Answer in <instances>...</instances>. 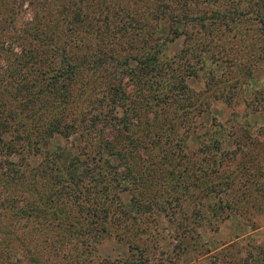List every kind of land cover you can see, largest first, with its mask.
<instances>
[{
	"label": "rangeland",
	"instance_id": "obj_1",
	"mask_svg": "<svg viewBox=\"0 0 264 264\" xmlns=\"http://www.w3.org/2000/svg\"><path fill=\"white\" fill-rule=\"evenodd\" d=\"M120 1L125 4L128 2L130 7H137L142 12V17H148L151 21L143 33L145 38L152 37L148 44H144V52L153 43H159L161 46L157 52L158 60L164 62V65L178 68L181 65L179 56L182 49L189 47L188 44L194 41L191 39L186 43L184 34L175 39L170 38L171 27L182 28L181 22H168L166 14L153 20L149 13L157 7L158 0ZM164 1L168 3V0ZM53 2L54 0H0V46L6 49L9 47L3 56L0 55V69L14 61L16 54L22 58H28L29 55L30 58L36 54V48L50 50L55 39L64 37L60 30L67 23L61 22L57 26L54 23L57 20L52 21V12L64 7L61 1L56 5ZM260 2L261 0H244L240 4L249 13L238 20L226 39L217 34L211 37L195 34L194 38L211 41L210 45L207 44L199 50L201 57L197 60L189 55L187 70L183 69L185 81L193 91L192 95L198 105L190 111L192 121L191 118L186 121L190 128L185 132V141L182 142L189 154L195 151L190 154V158L203 155L199 150L202 144L218 145V148L214 146L217 150L215 156L204 159L203 166L216 160L219 173L229 177L228 185L233 188H226L224 191L227 192V197H235L236 203L240 205V213H243L242 207L245 205L244 193L252 183L259 179V187L263 188L264 185V22L263 19L259 20L264 16V7ZM180 5L182 4L172 5V12L179 17L183 13L193 15L201 7L194 1L190 3V10H185L187 7ZM214 5L207 4L205 7ZM92 34V31L85 30L84 40L80 45L83 48H74V51L84 53L87 50L84 44L88 42L92 45L95 40H92ZM133 36L136 39L134 33ZM137 41L139 45L143 43L138 38ZM114 47L122 49L117 41ZM104 50L107 51L105 47ZM124 54L126 51L115 53L125 61V57L121 56ZM129 61L136 65L134 60ZM114 66L115 64L109 65L107 68L112 69ZM243 66L248 68L249 74L247 70L243 75ZM24 69L28 74V67ZM27 77L29 78L28 75ZM87 78L80 73L68 81L66 88L55 86L63 96L61 99L67 102L62 105L67 111V124L73 122L78 127L73 131L66 130L68 135L54 129L56 122L62 117L58 116L61 108L54 109L58 105L53 96H61L52 95L50 87L44 89L43 101H39V98L28 101V104L34 103V106L31 104L26 111L32 108L34 115L29 118L27 113H23L19 121L22 126L18 131L24 137L27 135L26 131H32L31 138H39L40 144H31L30 149L14 155L0 153V264H82L88 259L96 264H264V195L262 197L259 191V200L256 201L261 208L250 204L249 213L241 217L237 212L228 215L227 210L212 217L214 198L211 191L203 190L204 195L199 196L196 208L206 215V218L199 219H208L202 225L196 226L200 238L191 237L190 233H181L183 225H195L192 212L196 202H190L187 197H182L176 207L165 204L164 210L156 209L152 212L136 209L139 205L135 198L143 202L151 198H158V202H163L170 198L165 192L170 190V185L148 187L144 196L137 194L134 184L142 176L137 172L136 180L130 177V173L124 168L125 164H122V160L114 152L116 148H104L99 142L97 132H93V136L86 132L79 134L83 128L79 111L89 110L92 103L87 102V99L82 100L84 93L80 89L84 81L87 82ZM227 79L238 80L237 86L228 88ZM100 80L101 78H90L85 84L91 88L89 95H103L105 81ZM123 80L127 83L126 90H138L141 86L140 82L137 83L138 86L130 82L127 76ZM144 80L145 78L142 81ZM46 82L47 78L42 83ZM138 92L140 94L142 90ZM25 98L22 99L23 104H27ZM100 99L104 100L102 97ZM109 99L105 98V101ZM166 108L172 110L174 107L170 104ZM71 112L77 116L71 119ZM187 128H180V132ZM13 132L14 128L5 132V138L9 139ZM12 161L17 163L14 167H19L14 173L7 170ZM142 163L144 162L137 160L136 165ZM240 163H244L248 169L245 174ZM256 163H259L258 167L255 166ZM189 164L192 168L197 166L193 162ZM228 165L231 167L227 168ZM236 165H240L237 173ZM57 166L62 172L53 170ZM90 166L94 168L90 169ZM258 172L261 173V178L253 179ZM197 173L201 178L204 177L203 172ZM92 176L94 180L91 179ZM242 181H247L245 187L240 184ZM71 183L76 184L85 196L93 194L91 201L102 197L106 187H115L111 192L118 193L122 198V207L117 213L121 222H111L108 235L103 234L94 239L89 234L88 240L83 235L75 241V236L69 234L65 228L66 218L59 217L62 221L58 220L56 211L61 212L60 214L67 213L70 219L76 216L84 221V216L76 209V202L83 197L74 201L77 191L71 188ZM128 186L135 191L134 194L131 195L125 190ZM171 211L175 212V216ZM187 214L189 217L185 218ZM133 230L139 232L137 241L141 240L144 245L141 253L130 247ZM175 244H178L177 250L184 247L181 253H176L173 248Z\"/></svg>",
	"mask_w": 264,
	"mask_h": 264
},
{
	"label": "trees",
	"instance_id": "obj_2",
	"mask_svg": "<svg viewBox=\"0 0 264 264\" xmlns=\"http://www.w3.org/2000/svg\"><path fill=\"white\" fill-rule=\"evenodd\" d=\"M58 1H61L64 8H57V11L52 12V15H54L52 21L56 19L57 22L54 21V23L57 26L61 22L67 23L60 30L63 32L62 36L64 37L55 39L50 50L36 48V54L30 58L29 55H27L28 58H22V56L16 54L14 61H10V64L0 69V153L14 155L30 149L31 144H40L39 138H31L32 131H26L27 135L24 137L18 131V128L22 126V123L19 122L22 119L20 118L22 117L21 114L27 113L30 118L35 113L32 108L26 111L30 109L31 104L34 106V103L28 104V101L37 100L38 98L39 101H43L42 93L44 89L51 87L52 95L61 96H53L58 105L54 109L57 110L60 107L58 116L61 115L62 117L58 121L56 118L57 125L54 129L59 133L62 132L68 135L66 130L73 131L76 126L78 127L73 122L67 124V111L62 106L66 105L67 102L61 99L63 96L58 89H55V86L66 88L69 80L71 81L72 78L82 73L88 77L87 82L84 81V85L80 89L84 93L82 100L87 99V102L92 103H90L89 110L79 111L78 116L81 118L83 126L79 134L86 132V134L92 133L93 136V132H97L99 142L104 145V148H116L114 152L122 160V164H125L124 168L130 173V177L136 180L137 172L142 176L134 184V190L137 194L144 196V192L148 187L170 185V190L165 191L170 198L163 202H158L156 200L158 198H151L146 202L135 198V202L139 205L136 209L151 210L152 212L156 209L164 210L165 204L176 207L182 197H187L190 202H196L195 209L192 212L195 225H183L181 233H190L191 237L200 238L196 226L202 225L208 219H199L206 218V215L196 208L199 196L204 195L203 190L211 191V196L214 198L211 207L212 217L225 213V210L228 211L226 213L228 215L237 212L241 217L247 212L249 213L248 206L250 204L261 208L260 203L256 200H259V197H257L259 192L262 193L261 196L263 197L264 185L263 188L259 187V179L255 180L247 191L245 190L246 193H244L245 197L243 198V204L245 205L242 207L243 213H240V205L236 203L235 197H227V192L224 191L226 188L231 187V185H228L229 177L219 173L220 169L216 166V160H213L212 163L208 162L205 167L203 166L204 159L214 157L217 153L214 148V146L218 148L217 144H202L199 150L203 155L201 157L192 156V158H190V154L195 153V151L189 154L183 144L184 137L190 128L189 123L186 121L189 118L192 121L190 111L195 105H198L192 95L193 91L189 89L185 81L183 69L187 70L189 55L192 59L197 60L201 57L199 50L206 47L207 44L210 45L211 42L202 41L200 37L194 38V35L201 33V36L211 37L217 34L224 39L228 38L227 36L230 35L238 20L249 13L248 9L240 7L244 0H168V3L164 0H158L156 10L153 9L154 11L149 13L150 17L156 20L162 17V14H166L168 22H181L182 28L178 26L171 27V39L183 34L186 36V43L194 39L192 43L188 44L189 47L182 49V54L179 56L181 65L178 68L164 65V62L161 63L158 60L157 52L161 46L159 43H153L144 52V44H148L152 37L145 38L143 33L146 25L151 21L148 17L143 18L142 12L138 11L137 7H130L131 5L128 2L125 4L121 3L120 0H54L53 5H56ZM191 1L201 6L200 9L197 8L195 14L183 13L179 17L177 13L172 12V5L177 6L178 3L182 4L181 7H187L185 10H190ZM260 3L264 7V0H261ZM207 4L216 5L205 7ZM60 10L62 12H59ZM260 19H263L262 22H264V16ZM195 27L198 30H193ZM85 30L92 31V40H95L92 45L88 42L85 43L84 48L86 47L87 50L80 54L74 51V48H83L80 45L84 40L83 32ZM53 33L57 34L56 32ZM133 33L137 36L136 39ZM137 38L142 40L141 45L138 44ZM116 41L120 43L122 49L114 47ZM104 47L107 51L104 50ZM7 49L1 45L0 55L3 56ZM134 50L136 53H129ZM122 51H126V54L121 55L125 57V61L115 55V53ZM30 59H34V61L27 63ZM130 59L134 60L136 65H132ZM113 64L115 66L112 69L107 68V66ZM124 66L127 67L123 68ZM24 67H28V74H26ZM247 70V67H242L243 75ZM125 76L135 85L140 82L143 87L139 86L138 90L134 88L126 90L125 85L127 83L123 80ZM46 78L47 82L43 84L42 82H45ZM90 78H101L100 81H105L104 96L96 95L93 97V95H89L91 88L86 87L85 84L90 81ZM103 78H106V80ZM144 78L145 80L142 81ZM224 82L222 83L224 84ZM227 82L228 88L232 89L238 84L236 79L234 81L227 79ZM146 83H148V87H146ZM141 90L142 93L139 94L138 91L141 92ZM101 97L104 100H101ZM23 98H25L27 104H23ZM105 98L110 99L105 101ZM170 104H173L174 108L172 110L166 108ZM98 106L102 107L96 109ZM119 111H121V114ZM74 116L77 115L71 112V119ZM183 126L188 128L186 130L182 129L183 132H180V128H184ZM10 128H14V134L6 139L4 133L11 131ZM94 159L93 157V164L95 163ZM137 160L144 163L136 165ZM189 162H193L197 166L192 168ZM15 164L17 163L13 161L9 163L8 172L18 171L19 167H14ZM240 165L244 170L243 174H245L248 171L247 167L244 163H240ZM240 165H236L235 173H237V169H240ZM258 165L259 163L255 164L256 167ZM229 167L231 165H228L227 168ZM89 168L93 169L94 166ZM221 169L225 170V168ZM53 170L62 172L59 166ZM197 171L203 172L204 177L201 178ZM256 177L261 178V173L258 172L253 179H256ZM91 179L94 180V176ZM246 183L247 181H242L240 184L245 187ZM71 184H73L71 188L77 191L74 195V201L83 197L81 201L76 202V209L84 216V221L76 216L70 219L67 213L60 214L59 211H56V217L66 218L65 228L69 234L75 236H73L75 241L77 237L83 235L86 236L87 240L89 234H92L94 239H98L103 234L108 235L110 223L118 220V209L122 207L120 195L111 192L115 187H106L105 194H102V197L91 201L90 197L93 194L85 196L81 189L79 191L76 184ZM217 187L218 189L214 191ZM128 189L131 188L128 186ZM128 189L125 190L129 191L131 195L134 194L133 189ZM231 189L233 188L231 187ZM153 192L156 195V190ZM132 197L134 198V195ZM180 206L182 207V205ZM171 213L175 216V212L171 211ZM188 217L187 214L185 218ZM58 220L62 221L60 218ZM118 221L121 222V219ZM139 237V232L133 230L130 237V247L138 249L141 253L144 250V245L141 240L137 241ZM173 248L176 253H181L184 249V247H180V250H177L178 244L173 245ZM176 253L174 252V254ZM82 264H96V262L88 259L84 260Z\"/></svg>",
	"mask_w": 264,
	"mask_h": 264
}]
</instances>
